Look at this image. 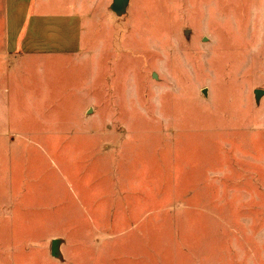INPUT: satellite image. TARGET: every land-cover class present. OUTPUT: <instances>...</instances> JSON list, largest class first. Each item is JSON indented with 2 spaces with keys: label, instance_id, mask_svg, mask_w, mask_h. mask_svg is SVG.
I'll return each mask as SVG.
<instances>
[{
  "label": "rangeland",
  "instance_id": "rangeland-1",
  "mask_svg": "<svg viewBox=\"0 0 264 264\" xmlns=\"http://www.w3.org/2000/svg\"><path fill=\"white\" fill-rule=\"evenodd\" d=\"M112 1H34L77 55L0 8V264H264V0Z\"/></svg>",
  "mask_w": 264,
  "mask_h": 264
},
{
  "label": "crops",
  "instance_id": "crops-1",
  "mask_svg": "<svg viewBox=\"0 0 264 264\" xmlns=\"http://www.w3.org/2000/svg\"><path fill=\"white\" fill-rule=\"evenodd\" d=\"M34 1L0 0V8L5 11L4 53L38 55L45 52L54 55H77L81 51V31L77 26L81 23L79 15L35 11ZM26 24H29L28 29ZM23 32L25 35L20 45L19 37Z\"/></svg>",
  "mask_w": 264,
  "mask_h": 264
},
{
  "label": "water",
  "instance_id": "water-1",
  "mask_svg": "<svg viewBox=\"0 0 264 264\" xmlns=\"http://www.w3.org/2000/svg\"><path fill=\"white\" fill-rule=\"evenodd\" d=\"M131 0H113L112 4L110 6V9L112 10L113 13H115L117 16L121 17L127 14L128 8L130 5ZM264 91L262 90H256L255 91V96L256 99L259 100L261 95L263 94ZM204 94H206V90H204ZM63 243L62 239H54L52 241V246H51V254L54 258L57 259H63V255L61 252V244Z\"/></svg>",
  "mask_w": 264,
  "mask_h": 264
}]
</instances>
